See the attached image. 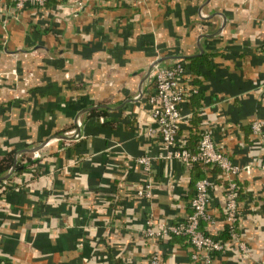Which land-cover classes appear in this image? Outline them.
<instances>
[{
  "label": "crops",
  "instance_id": "obj_1",
  "mask_svg": "<svg viewBox=\"0 0 264 264\" xmlns=\"http://www.w3.org/2000/svg\"><path fill=\"white\" fill-rule=\"evenodd\" d=\"M73 10L0 0V158L33 159L0 184V264H149L155 250L162 264H197L186 237L143 233L150 217L191 211L199 173L212 182L205 228L224 224L219 169L158 158L160 137L145 132L160 57L182 59L199 90L181 104L179 137L194 147L208 130L245 166L233 176L245 254L230 243L209 264H264V137L250 130L257 119L264 133V0H85ZM42 142L35 157L27 148ZM147 183L151 196H138Z\"/></svg>",
  "mask_w": 264,
  "mask_h": 264
},
{
  "label": "built area",
  "instance_id": "obj_2",
  "mask_svg": "<svg viewBox=\"0 0 264 264\" xmlns=\"http://www.w3.org/2000/svg\"><path fill=\"white\" fill-rule=\"evenodd\" d=\"M47 0H14L17 10L27 4L43 6ZM74 7V12L83 7L85 0H63ZM76 8V9H75ZM17 17L16 13H13ZM186 66L182 59H175L172 63H157L151 70L154 80V89L148 96L150 116L153 123L146 128V134L159 135L161 148L156 157L162 159H176L190 166L194 162L205 163L216 166L221 177L225 180L223 221L226 225L229 238L216 239L204 233L200 228V222L212 224L214 218L209 209V189L212 185L210 179L201 176L195 181V194L190 200L191 211L175 222L154 221L151 217L146 220L143 233L146 237L157 239L169 237L170 234L184 235L191 244V256L199 260L200 264H209L212 253L224 249L225 246L233 243L244 255L246 246L240 239L237 231V185L233 177L245 166L232 161L229 156L217 149L212 136L208 130L200 132L194 147H190L179 137L181 122L186 116L181 110V104L186 101L190 94L196 90L195 86H188L185 83L184 75ZM14 73V72H13ZM7 76V75H6ZM0 77H3L0 74ZM17 79V75L14 77ZM26 78V77H25ZM1 79V78H0ZM251 134L258 140L263 141L264 133L261 123L257 119L250 122ZM73 132V131H72ZM74 133V132H73ZM35 157H38L37 150ZM136 161L141 163L145 170L151 168V156L140 155ZM259 167L264 170V154ZM6 179L2 182V187ZM138 196L150 197L151 184L147 183L136 190ZM149 264H162L159 251L155 250L149 257Z\"/></svg>",
  "mask_w": 264,
  "mask_h": 264
},
{
  "label": "trees",
  "instance_id": "obj_3",
  "mask_svg": "<svg viewBox=\"0 0 264 264\" xmlns=\"http://www.w3.org/2000/svg\"><path fill=\"white\" fill-rule=\"evenodd\" d=\"M59 0H47L46 1V4H52L53 2H58ZM46 29L47 30H50V32H52V29H53V26L50 24L48 27H46ZM202 56H200V55H195V56H192L191 57V60L193 61V63H194V66L196 65V63L195 62H200V61H202L200 58H201ZM198 59V60H195V59ZM198 92V93H197ZM196 96V95H199V90L198 89H196V91H195V93L194 94H192V96ZM96 110L95 109H93V110H91L90 112L91 113H93V112H95ZM253 138H256L255 136H253ZM257 139V138H256ZM13 150H10L8 153H6L4 156H2L1 158H0V176L1 175H4L8 170H9V168H10V166H11V164H12V162H13ZM24 159V160H23ZM33 162V159L31 158V157H29V156H27V157H24V158H18V160H17V163H16V169L15 170H17V169H22V168H24L27 164H30V163H32ZM194 166H209L208 164H205V163H200V162H194L192 165H191V167H194ZM210 166H214V165H210ZM197 168H199V167H197ZM200 174V175H199ZM196 177H195V179H194V184H195V181L199 178V177H201V176H203L201 173H199ZM9 178V176L6 178V180ZM3 182V180H0V184ZM236 185H237V182H236ZM224 192H225V190H224ZM194 194H195V187H194V193H193V195L191 196V198L194 196ZM191 200V199H190ZM200 228H201V230L204 232V233H207V234H209L211 237H213V238H216V239H228L229 238V234H228V231H227V228H226V225H225V223L223 224V226H222V228L221 229H219V230H217V231H210V229H207V228H205V222H203V221H201L200 222ZM170 237H172V236H184V235H179V234H170L169 235ZM184 237H186V236H184ZM187 238V237H186ZM187 241H188V243H190L189 242V240H188V238H187ZM191 245V244H190ZM214 253V252H213ZM212 253V254H213ZM196 262H197V264H200V262H199V260L197 259V260H195Z\"/></svg>",
  "mask_w": 264,
  "mask_h": 264
},
{
  "label": "water",
  "instance_id": "obj_4",
  "mask_svg": "<svg viewBox=\"0 0 264 264\" xmlns=\"http://www.w3.org/2000/svg\"><path fill=\"white\" fill-rule=\"evenodd\" d=\"M221 28V26L218 27V30ZM163 59V57L157 58L155 60H153L149 66V71H151L154 67V65H156L157 63H159L161 60ZM139 95H141V90L139 92ZM98 105H92L90 107L95 108ZM78 125V124H77ZM79 126V125H78ZM77 133H79V129L78 127L76 128L75 132L73 133V136H75ZM44 142H42L39 145L33 146L31 148H27L29 151H36L38 148H40L43 145ZM16 169V155L14 158L13 163L11 164L9 170L4 174L0 176V180L6 179L14 170Z\"/></svg>",
  "mask_w": 264,
  "mask_h": 264
}]
</instances>
